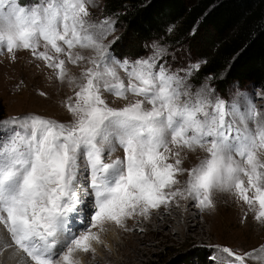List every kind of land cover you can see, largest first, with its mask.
<instances>
[{
    "label": "snow or ice",
    "instance_id": "6c2138e0",
    "mask_svg": "<svg viewBox=\"0 0 264 264\" xmlns=\"http://www.w3.org/2000/svg\"><path fill=\"white\" fill-rule=\"evenodd\" d=\"M91 3L0 0V51L15 59L30 50L74 90L69 122L34 113L0 121V225L16 248L30 264H78L76 254L94 251L105 224L124 227L177 198L210 210L215 192L258 205L255 219L264 223V113L251 96L237 90L226 102L208 84L193 91L188 80L199 64L173 70L159 49L113 57L104 41L115 22L89 20ZM66 60L85 65L79 77L69 75ZM104 93L142 99L113 108ZM117 147L123 158L111 159ZM183 150L206 155L186 169ZM185 172V186L175 187ZM206 247L209 264H264V246L243 255Z\"/></svg>",
    "mask_w": 264,
    "mask_h": 264
},
{
    "label": "rangeland",
    "instance_id": "374dc122",
    "mask_svg": "<svg viewBox=\"0 0 264 264\" xmlns=\"http://www.w3.org/2000/svg\"><path fill=\"white\" fill-rule=\"evenodd\" d=\"M105 5L106 0H92V3L88 5L90 12L88 19L99 21L109 18L115 22V31L104 41L106 44L112 42L109 52L115 57L113 53L114 44L120 38L123 27L118 22L116 23L115 16L108 13ZM165 35L148 41L145 44V53L139 57H147L152 51L159 49L165 54L163 55V60L173 70L187 69L190 65L196 64H199L200 69L204 65L206 62L204 47L194 44L191 47L188 42L181 43L175 27L167 29ZM153 45H155V48L152 47ZM39 50H44L43 42H41ZM74 52H79L85 56L91 55L90 51L86 49L77 48ZM50 54L55 55L54 52H50ZM60 58L66 59L64 56H60ZM122 58L135 59L138 57L124 56ZM84 66L83 63L77 66L68 63L66 60V68L70 76L79 77ZM198 70H193L188 80L193 86V91L204 84H208L215 89L213 95H219L227 102L239 90L249 94L257 110L264 113L263 89L240 88L237 85H233L228 87L226 92H222L216 84L217 80L215 77L206 76L203 78L196 74ZM120 75L127 83L123 71H120ZM41 93L44 94L41 95ZM69 97L74 99V90L67 80L63 83L58 81L55 78L54 71L48 68L44 61L35 59L30 50L16 51L15 59H13V54L8 53L6 49L0 51V100L5 108V116L0 121L8 120L14 116L19 117L34 113L60 122H69L71 115L65 106ZM104 97L109 106L113 108H120L129 102H135L136 99H142V97H135L131 94H129L127 100L116 98L108 93H104ZM146 107L150 106L146 105ZM173 150L175 151L176 149L173 148ZM123 155L122 148L117 147L111 159L123 158ZM205 155L206 153L202 151L189 153L187 150H183L181 151L183 160L181 167L190 168L198 163L197 156L203 158ZM260 158L264 159V153L261 154ZM106 162H108L107 155ZM169 162L173 161L169 160ZM177 179L180 183L175 185V187L183 188L187 180V173L178 175ZM244 179L246 181V178ZM213 201L214 208L210 210H201L196 201L181 198H177L176 201L170 202L167 206L162 205L159 209L150 210V213L153 214L152 216L162 220L164 219V213L172 212V208L182 213L186 212L189 217L188 221L193 228L190 231L185 230L180 235L173 233L172 230H178L181 226L170 224V222L168 226L171 230H163L162 227L154 226L153 229L150 228L151 233L148 234V229L145 227L146 220H143L144 216L140 215L129 218L124 227H130L133 232L144 239L142 242L131 241L127 243V233L129 231H122L123 227L114 223H107L104 227L114 224L120 231L117 241L119 244L115 243L114 248L120 252L118 254L115 253L118 255V259L124 260L125 264H158L170 251L176 249L187 251L196 246H204L208 250V255L199 260L197 264H209L212 249L206 246H226L234 251L238 250L241 255L264 246V223L255 219L258 205L255 208H250L242 200L228 192L213 193ZM173 216L176 215L174 214ZM135 220L141 221V225H137L140 227V231H138L137 226H133ZM165 222L167 221L162 223ZM1 226L4 228L3 225ZM4 229L2 230L4 231ZM4 232L10 237L6 229ZM109 253L111 254L112 252ZM85 261L87 264H93L95 257L86 256ZM106 264H115V261L109 260ZM247 264H257V261L250 259Z\"/></svg>",
    "mask_w": 264,
    "mask_h": 264
},
{
    "label": "trees",
    "instance_id": "16d2710c",
    "mask_svg": "<svg viewBox=\"0 0 264 264\" xmlns=\"http://www.w3.org/2000/svg\"><path fill=\"white\" fill-rule=\"evenodd\" d=\"M105 8L123 27L116 58L143 55L148 41L175 27L181 43L205 49L196 74L215 77L222 92L233 85L264 90V0H106ZM207 252L204 246L176 249L158 264H197Z\"/></svg>",
    "mask_w": 264,
    "mask_h": 264
},
{
    "label": "bare ground",
    "instance_id": "6f19581e",
    "mask_svg": "<svg viewBox=\"0 0 264 264\" xmlns=\"http://www.w3.org/2000/svg\"><path fill=\"white\" fill-rule=\"evenodd\" d=\"M174 214L176 216H173ZM152 215L153 214L150 213L148 217L143 218V220H146L145 227H147L148 229V234L151 233L150 228L153 229L154 226H157L158 228L162 227L163 230L165 229L171 230V228L168 226L169 222L170 224L181 226L178 230L175 231L172 230L173 233H178L179 235L183 234L185 230L190 231L193 228L191 227L188 221L189 217L187 213L186 212L182 213L181 211L174 208H172V212L164 213L163 220ZM163 221H167V222L162 223ZM138 224L141 225V221L135 220L133 226L134 225L137 226ZM1 228L2 226L0 225V264H30L29 259L22 251L16 248V246H14L15 248L11 246L13 244L11 238L6 235V232H4L5 229L2 228L4 229L3 231ZM121 230L129 231L127 233V243H130L131 241H140V242L144 241V239L139 237L138 234H136L135 232H133L130 227H123ZM93 231L96 232L95 229H93ZM138 231H140V227H138ZM119 233L120 231L115 227L114 224L105 226L104 230L98 233L100 237L99 242L96 241L92 242L94 251H90L89 253L78 252L76 254V259L78 261V264H87L85 261L86 256L95 257V262L93 264H106L109 260L115 261V264H125L124 260L118 259L117 254L120 252L114 248V246L116 245L115 243H117L119 239ZM109 252L112 253L110 254Z\"/></svg>",
    "mask_w": 264,
    "mask_h": 264
}]
</instances>
